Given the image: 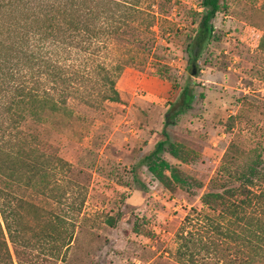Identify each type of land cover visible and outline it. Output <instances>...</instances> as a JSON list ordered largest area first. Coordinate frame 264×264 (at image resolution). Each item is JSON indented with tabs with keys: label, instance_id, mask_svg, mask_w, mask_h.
Segmentation results:
<instances>
[{
	"label": "trees",
	"instance_id": "16d2710c",
	"mask_svg": "<svg viewBox=\"0 0 264 264\" xmlns=\"http://www.w3.org/2000/svg\"><path fill=\"white\" fill-rule=\"evenodd\" d=\"M157 2L0 0V264L66 262L81 213L80 207L61 209L66 179L58 172L68 163L47 154L24 127L60 116L71 98L89 107L120 102L118 76L135 63L153 65L159 39L164 40L159 26L167 38L174 32ZM219 2L201 0L197 30L187 45L191 64L214 37ZM258 48L264 49V35ZM193 97L190 85L181 89L165 127L189 110ZM162 134L145 160L168 186L163 171L170 167L160 155L166 146L173 151L168 133ZM210 184L200 197L201 209L191 208L181 221L169 260L264 264V140L243 154L232 142Z\"/></svg>",
	"mask_w": 264,
	"mask_h": 264
},
{
	"label": "rangeland",
	"instance_id": "374dc122",
	"mask_svg": "<svg viewBox=\"0 0 264 264\" xmlns=\"http://www.w3.org/2000/svg\"><path fill=\"white\" fill-rule=\"evenodd\" d=\"M157 3L174 32L167 38L159 26L164 40L153 65L135 63L118 76L120 102L89 107L71 98L60 116L24 127L47 154L68 163L58 172L71 181L62 183L61 209L81 208L75 242L60 264H172L176 231L191 208L201 209L200 197L228 146L235 142L243 154L264 140V49L258 48L264 0H220L214 37L195 64L187 45L201 0ZM186 85L191 106L165 127L166 112ZM163 130L173 151L166 146L160 155L170 167L163 171L168 186L145 160L164 139Z\"/></svg>",
	"mask_w": 264,
	"mask_h": 264
}]
</instances>
